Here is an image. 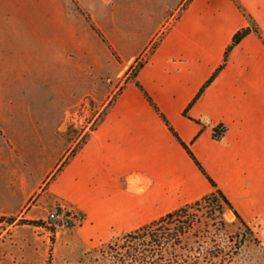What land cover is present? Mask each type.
<instances>
[{
    "label": "crops",
    "instance_id": "crops-1",
    "mask_svg": "<svg viewBox=\"0 0 264 264\" xmlns=\"http://www.w3.org/2000/svg\"><path fill=\"white\" fill-rule=\"evenodd\" d=\"M85 1L0 0V215L35 219L69 206L84 216L70 241L90 249L210 193V180L138 81L243 220L264 227V41L258 33L252 29L230 50L188 115L183 112L224 62L238 29L257 25L264 36V0H237L241 7L234 0H176L148 9V19L132 30L140 41L129 55L97 17L106 41L74 10L91 9ZM114 28L127 32L124 23ZM105 56L118 69L107 82ZM137 58L143 65L124 83ZM85 96L106 110L71 153L66 120ZM220 124L226 129L216 138ZM34 170L39 176L31 185Z\"/></svg>",
    "mask_w": 264,
    "mask_h": 264
},
{
    "label": "rangeland",
    "instance_id": "rangeland-1",
    "mask_svg": "<svg viewBox=\"0 0 264 264\" xmlns=\"http://www.w3.org/2000/svg\"><path fill=\"white\" fill-rule=\"evenodd\" d=\"M106 1L112 2L113 0ZM175 1L114 0L113 4L109 5L102 0H86L85 5L91 9L77 5L74 6V10H81L84 17L89 19L90 24H95V26H98L96 24L97 17L117 47L125 55H129L140 41L134 39L132 30L135 29L137 23L148 19V9L157 7L156 11L163 10L167 4H173ZM122 23H124L127 32L115 30V24ZM145 27L146 25L142 29ZM141 61L143 59L137 58L133 62L128 69L130 73L126 78L135 77V69ZM91 64L92 62H90ZM101 67L104 73L102 78L105 82L110 77L115 78L118 69L108 56L103 58ZM107 71L109 73H106ZM125 80L124 83H126ZM122 86L117 92L121 90ZM105 110L106 108L98 107L91 96H85L80 104L73 107L72 112L68 114L64 130V136L74 143L71 153H74L86 140ZM29 139L31 144H29L27 155L33 160L32 136ZM0 144H5L1 137ZM38 176V170H34L29 175L28 179L31 185L35 183ZM52 210L62 211L61 218L47 219L49 211ZM49 211L45 216L33 219L39 220L38 224L24 223L22 222L24 217L18 215H10L11 219L8 218L9 216L0 219L4 223L0 229V264H113V261L101 251L107 243L88 249L70 241L73 228L82 223V221H75L74 218V214H81L80 212L69 206L59 205ZM197 214V221L191 232L185 237L187 244L202 243L209 246L212 244L209 238L213 237L216 240V247L220 245L228 251L237 247L231 260L225 264H264V227L260 230L252 229L247 223L248 228L245 227L234 213L220 201L204 205Z\"/></svg>",
    "mask_w": 264,
    "mask_h": 264
},
{
    "label": "trees",
    "instance_id": "trees-1",
    "mask_svg": "<svg viewBox=\"0 0 264 264\" xmlns=\"http://www.w3.org/2000/svg\"><path fill=\"white\" fill-rule=\"evenodd\" d=\"M239 7L240 4L237 0H234ZM91 26L96 30L100 37L106 41L103 33L94 24ZM254 30L264 41V36L261 34L257 25L247 26L238 29L227 46L224 55V62L216 68L211 74L206 83L202 86L200 91L196 94L189 105L184 109V114L188 115V109L191 104L200 96L204 88L216 77L218 72L224 66L230 50L239 43L244 36H246L251 30ZM112 53L116 56L117 60H121L116 50L109 44ZM143 65V61L138 64L135 69V75L138 69ZM129 77L126 78L127 82ZM138 87L144 93L146 99L154 110L162 117L165 123L168 125L175 137L184 146L186 151L196 162L202 172L208 177L212 184V191L201 198L180 205L166 214L159 216L149 222H146L135 229L123 234L118 240L107 243L102 252L105 256L113 261V264H225L230 261L233 254L237 251V247L233 250H226L219 245L216 247L215 238H209L212 242L211 245L205 246L202 243L197 245H190L185 242V237L191 232V229L197 221V212L209 203H216L218 201L224 203L240 220V222L248 228V225L240 216L238 211L234 208L231 201L227 198L225 193L218 187L217 183L209 176L201 162L195 156L188 143L181 139L177 131L171 125L166 115L162 112L153 97L144 89V87L136 81ZM226 127L220 124L213 129V136L219 138L224 133ZM6 216L0 215V219H4ZM8 218L11 219V216ZM22 222L38 224L39 220L22 218ZM206 241V240H205ZM209 243V242H208ZM104 264V263H103Z\"/></svg>",
    "mask_w": 264,
    "mask_h": 264
},
{
    "label": "built area",
    "instance_id": "built-area-1",
    "mask_svg": "<svg viewBox=\"0 0 264 264\" xmlns=\"http://www.w3.org/2000/svg\"><path fill=\"white\" fill-rule=\"evenodd\" d=\"M62 216V211L60 210H52L49 211L47 219L49 220H55L58 218H61ZM75 221L81 222L83 220V216L81 214H74Z\"/></svg>",
    "mask_w": 264,
    "mask_h": 264
}]
</instances>
